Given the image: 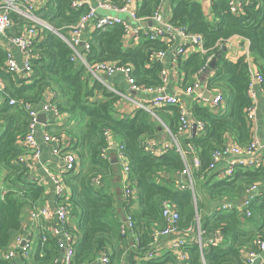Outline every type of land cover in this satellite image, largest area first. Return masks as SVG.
I'll use <instances>...</instances> for the list:
<instances>
[{"label":"trees","instance_id":"1","mask_svg":"<svg viewBox=\"0 0 264 264\" xmlns=\"http://www.w3.org/2000/svg\"><path fill=\"white\" fill-rule=\"evenodd\" d=\"M102 1L122 7L127 0ZM164 1L138 0L137 17L151 19ZM233 1L211 0V21L197 1L174 0L171 3L170 24L186 28L189 34L200 35L206 52L179 57L177 68L184 89L193 88L212 54L219 57V42L238 38L240 43L248 46V55L241 56L236 62L228 59L227 51L223 52L213 74L205 81L209 91L224 97V109L198 104L190 108L191 117L203 124L206 132L187 140V144L196 149L199 160V167L193 169L194 190H181L176 186L179 179L185 182L181 174L188 161L175 147L160 155L145 150V142L159 139L165 128L173 135L179 133L180 109L157 107L149 112L139 108L132 115H125L119 111L123 97L111 91L107 81L94 78L80 60H71L74 52L63 38H68L81 16L88 11L87 7L74 10L71 0H42L35 16L57 33L17 14L12 15L10 38L20 37L29 27L37 29L39 38L31 45L30 79L23 73L8 71L9 50L0 48V83L3 85L0 95L4 100L0 105V123L4 128L0 135V264H13V261L18 264H56L61 256L55 238L49 236L43 242L40 236L31 252L32 261L20 257L8 261L4 257L21 232L24 211L40 206L45 199L44 187L27 181L30 169L19 163V158L25 153L22 143L31 123L24 107L39 108L49 92L52 104L68 115L69 123L61 130L67 134L70 144L66 151L78 159V170L63 177L71 189L64 203L78 239L73 264H99L101 253L108 254L109 264H131L144 258L152 243V228L164 226V202L177 209L181 233L195 228L199 217L207 237L219 233L224 241L204 250L196 244L187 245L186 262H179L171 251L165 250L158 258L142 260V264H247L246 255L261 253L264 193L255 196L250 206V218L224 211L219 203L240 200L251 187H264V166L240 168L232 177L221 178V169L212 159V154L223 149L230 139L241 147H247L253 140V124L248 114L254 107L249 95L254 67L263 77L258 92L264 95V0H246L239 15L231 12ZM88 38L89 50L79 47L81 53H87L88 64L105 62L131 68L138 87L157 89L162 86L163 66L152 61V54L167 51L169 46L165 42L150 40L141 33L137 45L125 47V30L121 25L104 32L92 31ZM11 100L16 104L11 106ZM108 134L119 147L122 146L130 169L132 196L128 199L129 205L124 202L122 214L117 212V195L105 187L119 171L112 159L102 156L109 147ZM97 178L101 181L99 187L93 184ZM208 206L210 214L204 212ZM122 215H128L134 221L136 242L133 237L121 235Z\"/></svg>","mask_w":264,"mask_h":264},{"label":"built area","instance_id":"2","mask_svg":"<svg viewBox=\"0 0 264 264\" xmlns=\"http://www.w3.org/2000/svg\"><path fill=\"white\" fill-rule=\"evenodd\" d=\"M72 8L74 10H80L83 7H87L88 11L84 13L77 25L71 30L68 38H63L65 42L73 50V55L71 60H80L91 73V75L102 81L103 77L106 75L108 79H111L117 75H121L124 81L127 83L129 88L135 93H157L156 97L151 101V107H171L176 106L180 109V127L179 133L189 134L192 132V127L194 124L197 125V134L204 135L205 128L201 123H197L192 120L190 110L184 105L181 96L170 94L167 91V86L170 80V70H174L177 67L179 57L187 58L189 55L195 52L206 53L204 51V39L200 35L189 34L186 28H181L173 26L170 22H167L163 18V10L165 6V1L162 3L161 7L157 10L151 19L143 20L137 17V9L139 6L138 0H127L122 7H116L109 3L100 1L98 7H93L88 3V0H71ZM246 0L233 1L231 4V12L234 15H239L242 12V5ZM38 9V0H0V43L3 40L8 39L10 45L18 47L22 53V61L18 62L13 55L9 52L6 67L9 72L20 74L23 73L26 79H30L32 76V66L31 59L33 53L31 50L32 42L39 38V33L36 28L29 27L25 29L23 35L16 38L9 39V31L13 28L12 15L17 14L22 18H25L33 23L38 24L46 29H49V25L41 21L35 16V11ZM106 12L107 14H101L100 12ZM123 16L128 17L124 18ZM121 25L125 30V38L123 44L125 47H132L137 45V40L139 35L145 34L150 40H159L168 44L169 48L172 49V62L171 69L169 70L165 65V58L167 56V51L152 54V61L160 63L163 66L162 70V86L157 89H144L138 87L132 78V69L127 67H119L113 63H97L90 65L87 63L85 57L87 53H81L79 47H84L85 51L89 50V38L87 33L92 31H106L109 28ZM50 30V29H49ZM232 40L226 42H219L217 44V49L221 50L222 47L230 49L232 47ZM167 49V50H168ZM215 57L212 54L207 63ZM206 67V68H207ZM205 68V69H206ZM204 69V70H205ZM204 70L196 78L193 88L186 89L187 92H195L196 90L203 89L205 82L202 79V74ZM263 77L257 72L254 67L251 73V83L249 95L254 101V107L249 111L248 117L253 121L255 112V100L256 95L259 90V85L262 83ZM3 85L0 83V88ZM111 91L120 94L115 87H110ZM258 89V90H257ZM186 92V91H185ZM213 101L208 99L205 100L209 103V107L212 109L218 108L224 103V97L220 94H215ZM45 104L43 106L44 112H50L53 115L60 116L61 112L52 104L51 93H48V97L44 100ZM9 104L12 106L16 104L15 100H11ZM25 111L31 119V123L27 130L26 135L23 139V147L25 153L19 158V163L25 164L30 172L33 170L35 162L41 155V150L36 139L39 127V116L40 113L33 107H24ZM142 109L149 111L152 110L149 107L142 106ZM110 134H108L109 141ZM43 141L46 144L56 145L53 149V155L62 156L64 159V174L70 172H76L78 170V159L72 153L66 151L68 147H62L60 143V137L50 134L45 131L43 134ZM173 148V145L157 142L156 139L148 140L145 142V150L155 155H160L167 150ZM181 156L187 160V168L182 172L181 177L185 178V182L181 179L176 181V186L181 190L191 189L194 190V181L192 178L191 171L199 167V160L196 149L189 145V150L183 151L180 148H176ZM111 150L109 147L104 151L103 158L110 159L108 153ZM117 158L122 165V171L124 175V202L129 205V198L132 196V191L129 184V165L126 156L123 153L122 146H117ZM192 154V161L190 163L188 159V154ZM196 153V154H195ZM264 155V144H260L258 140L253 139L251 144L247 147H241L234 143L230 139L225 147L219 151H215L212 154V159L215 164H220L221 162H227V167L222 170L224 177H232L237 169H253L261 168L264 166L262 156ZM93 184L97 187L101 185L99 178L93 181ZM259 188L257 186L251 187L246 194L245 200L241 203H236L235 201L223 202L220 207L224 211H234L239 215L250 218L252 212L250 206L254 201L255 196L258 194ZM56 192L58 197L61 198L62 203L53 208L49 207H35L30 212V218L32 221H52L57 219L59 221L58 226H53L51 228L44 229L41 234V239L43 242L47 241V237L52 236L57 241L58 250L61 252V256L57 258L56 264H73L74 257L76 254V245L78 239L76 238L73 231H75L74 225L71 224V216L68 206L64 203L66 198L64 193V186L62 182L56 181ZM4 190L2 191V197H4ZM162 217L164 219V226H155L151 230L152 243L150 245V250L144 258H140L132 262L131 264H142V260H151L158 258L162 255L165 250L171 251L179 262H186L188 260V253L185 248L189 244H196L201 250L208 248L213 244H221L224 239L219 233H215L207 237L205 231L201 229L200 219L197 218L195 228H190L185 232L181 233L178 224L180 220V215L175 207L171 204L164 202L162 209ZM135 224L132 218L128 215L123 217V223L120 226V232L123 237H133L134 241H137V237L134 235ZM166 242V243H165ZM33 250V237L31 233H21L18 234L13 241L10 250L4 255L5 259L8 261H13L15 259H24L25 261H32L31 252ZM259 250L261 253L264 252V240L259 243ZM260 253V254H261ZM259 254L250 253L245 256V261L247 264H253ZM13 264H18L16 261ZM99 264H109L108 254L101 253L99 257Z\"/></svg>","mask_w":264,"mask_h":264},{"label":"crops","instance_id":"3","mask_svg":"<svg viewBox=\"0 0 264 264\" xmlns=\"http://www.w3.org/2000/svg\"><path fill=\"white\" fill-rule=\"evenodd\" d=\"M100 1L101 0H88V3L93 7H98ZM173 1L174 0L165 1V6L163 10V18L167 22H170V19L172 16L171 3ZM194 1L201 3L207 19L211 21L212 20L211 0H194ZM240 1L241 0H238V2ZM41 3H42V0H38V7L41 5ZM100 13L102 14V12ZM123 17L127 18V20L129 19L126 16H123ZM90 33H91V30L87 33V37L89 36ZM9 39H10V36H9ZM7 40L8 39L3 40L0 43V48L6 49L7 51L9 50V52L13 55V57L18 62H21L23 58H22V53L20 49L14 45H10L8 42L9 40L8 41ZM138 40H137V43H138ZM232 44H233L232 47L230 49H227L228 59L230 61L236 62L241 56L248 55V46L244 43H240V40L238 38H234L232 40ZM172 56H173L172 49H168L167 56L165 58V65L169 70L171 69ZM206 71H207V68L204 70L202 74V79H207L209 76L213 74V71H211L210 75L206 77L205 76ZM107 84L110 87H115L118 91H120V93L123 94V99L121 103L119 104V111L121 113L125 115H132V113L135 112V110L142 108V106L149 107L150 109H154L153 107H151L152 105L151 101L156 97L157 93L155 92L135 93L129 88V86L124 81V78L121 75H117L111 79H108ZM182 84H183V79L181 78L179 69L176 67V69L170 70V80L167 86V91L170 94L181 96L182 101L188 110H190L192 105H195V104L209 107L210 104L205 102V100L207 99L206 92L202 93L201 95L197 93V90L195 92H187V90L182 87ZM203 90L209 91L205 87L203 88ZM209 92L211 95L217 94L211 91ZM3 103H4V100L1 98V95H0V105H2ZM44 104H45V101H43L40 107L36 109L40 113V115H44L43 121L40 122V118H39V122H40L39 127H38L39 131L36 135V139H37V142L41 150V155L38 158V161L35 162V165L33 166V170L29 172V179L27 181L35 182L39 186L44 187L45 189V194H46L45 199L43 203H41L40 206L38 207L53 208L62 203L61 198L58 197L57 192H56V181L60 180L62 182L64 186L65 196L71 194V189L64 182V179H63L65 175L64 174V159L60 155L59 156L53 155V149L56 145L46 144L43 141V134L45 131H47L52 135L59 136L62 147H65V148L69 147L70 144L68 142L67 134L65 133L64 130H61L69 123V119H68V115H65L63 113H61L62 115L60 116H56L50 112H44L43 111ZM224 104L225 103L219 106V109H224V106H225ZM255 104H256L255 112H254L255 115L252 121V124H253L252 134H253V139L258 140L259 143L262 145L264 144V95L262 93L260 92L257 93ZM3 132H4V128L2 124L0 123V135ZM190 137H192V132H190L189 134L177 133L176 135H173L169 130L165 128L160 138L156 139V141L160 142L161 144L163 143L171 144L175 148H180L183 151H186V150H189V145L187 144V140ZM109 143L111 146V150L113 151L111 150L109 151L108 157L114 160L117 158V151L116 149H114V145H117V146L119 145L114 141V139L111 136L109 137ZM192 156H193L192 154L190 153L188 154V159L190 163L192 161ZM262 159L264 163V155L262 156ZM115 165H117V167L119 168V171H117L116 177L113 178V180H110L105 185V187L108 189V191L115 193L117 195V202H116L117 212L122 214V211L124 210L125 181H124V175H123V171H122L123 169H122L121 163L118 161V163ZM218 165L222 172V170H224L227 167V162H221ZM221 172H220V177L223 178L224 175ZM191 174L193 176V170L191 171ZM257 193L258 194L264 193V187H260ZM245 197H243L240 200H234V201L239 204L245 200ZM225 202H228V201H225ZM222 203L223 202L219 203V206ZM209 207L210 206H208V208H206L204 211L206 214H210L209 209L211 208ZM31 210L24 211L23 227L19 234L31 233L33 237V249H34L35 243L37 240H40V236L43 230L47 228H51L53 226H58L59 221L57 219H54L52 221H32L30 218ZM122 216L124 217V215ZM253 264H264V252L259 254V257L256 258Z\"/></svg>","mask_w":264,"mask_h":264},{"label":"water","instance_id":"4","mask_svg":"<svg viewBox=\"0 0 264 264\" xmlns=\"http://www.w3.org/2000/svg\"><path fill=\"white\" fill-rule=\"evenodd\" d=\"M49 29H50L51 31H53V32H56L52 27H49ZM56 33H57V32H56ZM226 51H227V48H226V47H222V49H221V51H220V55H221L223 52H226ZM220 55H219V57H220ZM219 57H214V58L210 61V63L208 64L207 71H206V74H205L206 77H208V76L210 75L211 71H214V70H215V68H216V64H217V61H218ZM103 80H104V81H107V80H108V78H107L106 75L103 77ZM205 80H206V79H203L204 82H205ZM204 92H206V98H207V99H210V101H213V99L215 98V96H214V95H211L209 91H204L203 89H199V90H197V93L200 94V95H201L202 93H204ZM39 118H40V122L43 121L44 115H40ZM159 129L162 130V128H159ZM196 135H197V125L194 124L193 127H192V136L195 137ZM114 149H117V145H114ZM112 163H113V164H117V163H118V159H114V160H112Z\"/></svg>","mask_w":264,"mask_h":264},{"label":"rangeland","instance_id":"5","mask_svg":"<svg viewBox=\"0 0 264 264\" xmlns=\"http://www.w3.org/2000/svg\"><path fill=\"white\" fill-rule=\"evenodd\" d=\"M102 13H103V14H107V13H106V12H104V11H102ZM201 197H202V196H200V198H201ZM197 218L199 219V217H197Z\"/></svg>","mask_w":264,"mask_h":264}]
</instances>
